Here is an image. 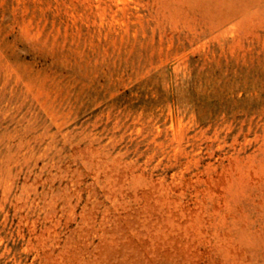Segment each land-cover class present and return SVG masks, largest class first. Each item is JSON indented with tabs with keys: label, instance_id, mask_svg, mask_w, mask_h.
<instances>
[{
	"label": "rangeland",
	"instance_id": "obj_1",
	"mask_svg": "<svg viewBox=\"0 0 264 264\" xmlns=\"http://www.w3.org/2000/svg\"><path fill=\"white\" fill-rule=\"evenodd\" d=\"M0 264H264V0H0Z\"/></svg>",
	"mask_w": 264,
	"mask_h": 264
}]
</instances>
